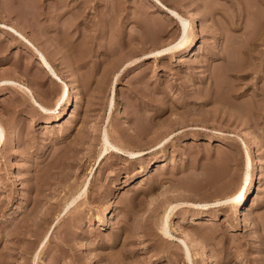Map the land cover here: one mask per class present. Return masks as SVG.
Masks as SVG:
<instances>
[{
  "label": "rangeland",
  "instance_id": "374dc122",
  "mask_svg": "<svg viewBox=\"0 0 264 264\" xmlns=\"http://www.w3.org/2000/svg\"><path fill=\"white\" fill-rule=\"evenodd\" d=\"M0 126V264H264V0H0Z\"/></svg>",
  "mask_w": 264,
  "mask_h": 264
},
{
  "label": "bare ground",
  "instance_id": "6f19581e",
  "mask_svg": "<svg viewBox=\"0 0 264 264\" xmlns=\"http://www.w3.org/2000/svg\"><path fill=\"white\" fill-rule=\"evenodd\" d=\"M193 13L190 12V11H187L186 12V19L190 20L191 23H192V28H196L198 27L196 25V22H195V18L193 17ZM186 20V21H187ZM187 23V22H186ZM188 25V23H187ZM189 27V26H188ZM187 27V28H188ZM187 30L185 27H181V34H180V38L177 42H175L173 45H171L170 48L172 49H178L180 48L181 46H183V44H186V45H193L197 40H198V34H197V30H193V33L192 35L190 34V36L188 35L187 33ZM183 36V39H181V37ZM185 46V45H184ZM185 48V47H184ZM188 48V47H187ZM194 48V47H193ZM191 50V49H190ZM187 54H190L189 52ZM41 60L45 63V60L43 58V56L41 55ZM46 64V63H45ZM46 66L48 67L49 71L51 72V76L55 79H57L59 81V96L56 100V102H60L61 100H63L62 102L65 104V103H69L70 102V98L74 95H72L74 93L73 89H72V86L71 84H69L67 82V80H64V79H61L58 74L51 68L49 67L47 64ZM23 87V89H25L30 95L32 94L31 93V90L29 89V87H27L25 84L22 83L21 85ZM32 96V95H31ZM71 101H72V98H71ZM71 108V107H70ZM44 109V108H42ZM69 113V108L67 109V107H63L62 110L59 112L58 116H61V115H67ZM57 116V117H58ZM58 121V120H57ZM0 130H2V137H0V141L4 138V133H3V129L2 127L0 126ZM13 132H11L9 135H8V139L12 141V139L14 138L13 137ZM242 134L244 135L245 137V141H244V144L246 146V151L251 153V143H250V139H249V134H248V131H242ZM8 140V141H9ZM105 142L110 144L108 142V139L107 137L105 136ZM137 153V152H136ZM134 154V153H133ZM247 154V153H246ZM252 155V154H251ZM250 155V157H248V162L250 163V166L248 168V172H247V181L245 182L244 180V190L239 192L238 194H236L235 196H230L229 198H223L221 201H216L215 203H225L227 204L231 211H232V214H233V217L235 220H239L240 217H241V213H242V209L243 207L245 206V204L247 203V197L253 193V190H254V187H255V183H256V174H257V171H258V166L255 162V159H253V157ZM238 197V198H236ZM246 200V201H245ZM245 201L244 205L242 206L243 202ZM183 234L186 238H188L190 240L191 243H193V245L196 247L197 246V243L196 241L194 242V239L191 237V235L187 232V231H183ZM199 244V243H198Z\"/></svg>",
  "mask_w": 264,
  "mask_h": 264
},
{
  "label": "snow or ice",
  "instance_id": "6c2138e0",
  "mask_svg": "<svg viewBox=\"0 0 264 264\" xmlns=\"http://www.w3.org/2000/svg\"><path fill=\"white\" fill-rule=\"evenodd\" d=\"M172 15L173 16H176L177 14L175 13V12H173L172 13ZM177 19L179 20V22H180V25L182 26V27H187V23H186V21H184L183 19H181L180 17H178L177 16ZM181 39H183V36L181 37ZM0 137H2V130H0ZM247 181V176L245 175V182ZM236 198H238V197H236Z\"/></svg>",
  "mask_w": 264,
  "mask_h": 264
}]
</instances>
